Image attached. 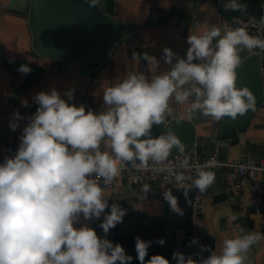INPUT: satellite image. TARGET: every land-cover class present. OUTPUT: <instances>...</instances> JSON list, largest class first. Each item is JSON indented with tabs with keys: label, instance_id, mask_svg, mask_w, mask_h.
<instances>
[{
	"label": "clouds",
	"instance_id": "obj_1",
	"mask_svg": "<svg viewBox=\"0 0 264 264\" xmlns=\"http://www.w3.org/2000/svg\"><path fill=\"white\" fill-rule=\"evenodd\" d=\"M100 2L87 0L90 7ZM224 7L244 11L247 6L228 0ZM260 23L264 24V17ZM187 43L185 58L163 49L164 62L171 66L163 74L149 80L143 73H133L108 87L103 93L104 110L98 113L70 103L74 89L66 93L68 101L54 88L35 95L36 111L23 128L15 154L0 163V264H131L133 257L122 245L106 238L123 221L126 210L118 203L109 205L104 187L119 174L118 165L143 168L149 161H166L174 148L185 151V144L170 128L152 136L153 125L164 124V114H171L170 98L174 96L179 104L194 97L189 118L191 112L199 111L217 121L236 120L255 109L253 93L247 86H237L236 69L242 51H264V39L243 28L222 31L212 27L201 35H189ZM143 58L158 66L154 56L145 53ZM17 71L26 75L31 68L21 65ZM21 105L29 107L26 99ZM24 119L14 111L9 127L15 131ZM96 177L102 178L103 186ZM175 180H190L191 189L204 193L214 183L215 174L201 168L195 179L180 173ZM142 191L149 192V186L143 185ZM184 196L188 197L187 190ZM163 198L174 213L183 215L171 189ZM102 214L99 227L104 238L87 224L74 227L81 215L87 221L100 220ZM262 238L259 233H248L224 239L219 253L199 245L201 253L210 252L200 261L180 252L172 258L176 264H245L249 249ZM151 244L135 238L140 264H170L162 255L145 260ZM190 244H198V239Z\"/></svg>",
	"mask_w": 264,
	"mask_h": 264
},
{
	"label": "crops",
	"instance_id": "obj_2",
	"mask_svg": "<svg viewBox=\"0 0 264 264\" xmlns=\"http://www.w3.org/2000/svg\"><path fill=\"white\" fill-rule=\"evenodd\" d=\"M246 5L244 11L226 10L228 0H101L100 7L113 18L135 23L138 28L120 41L104 59L69 60L44 58L33 46V33L29 26L31 0H0V163L6 147L12 145L14 154L20 143L23 128L37 108L35 95L56 89L61 98L68 101L66 93L74 89L73 100L77 106L83 104L86 111L104 110L103 93L129 75L143 73L151 80L170 69L163 59V49L170 48L177 57L185 58L189 47V35H201L212 27L236 29L240 26L234 18L259 16L264 10V0H239ZM215 41H213V45ZM154 56L158 66L143 58L144 54ZM254 53L244 50L240 56ZM175 63V58L173 60ZM21 65L31 68L29 74L17 69ZM264 77V76H263ZM26 99L29 107L21 105ZM194 97L184 103H176L174 96L169 100L171 114L165 113L166 120L183 118L192 121L196 127V145L200 154L209 155L218 147L223 161L236 162L243 155L264 158V99L251 118L245 130L221 139L222 120L203 116L199 111L191 112ZM19 111L24 120L13 131L9 127L13 112ZM103 151V145H101ZM227 171H215V180L209 190L211 196L205 200L206 210L198 231L212 242L211 250L220 252L224 239L243 234H261L264 237V205L258 206L253 199L250 180L239 177L242 188L238 194L223 191ZM129 186L119 180L113 189H104L109 205L118 203L126 210L123 221L111 229L106 238L120 243L126 254L133 257L131 264H140L135 250V238L152 241L145 260L152 255H162L170 264L174 252L184 254L185 236L188 231L190 197L184 191L173 193L183 215L174 213L168 202L155 188L139 196L128 195ZM110 212V207L105 213ZM150 219L143 224V219ZM100 220H84L82 215L74 227L84 224L92 227L97 235L105 234L99 227ZM93 225V226H92ZM243 230V231H241ZM165 243L160 245L158 241ZM245 264H264V238L253 244L247 253Z\"/></svg>",
	"mask_w": 264,
	"mask_h": 264
},
{
	"label": "water",
	"instance_id": "obj_3",
	"mask_svg": "<svg viewBox=\"0 0 264 264\" xmlns=\"http://www.w3.org/2000/svg\"><path fill=\"white\" fill-rule=\"evenodd\" d=\"M29 26L33 46L44 58L92 60L106 58L113 48L138 28L135 23L120 21L99 6L90 7L87 0H31ZM237 67V86H247L256 98L254 110L232 120L223 118L220 138L225 139L248 126L264 99V77L259 69V57L252 53L240 56ZM170 128L185 144L182 154H188L196 145L195 124L183 118L166 120L153 125V137ZM179 153L173 149L170 154Z\"/></svg>",
	"mask_w": 264,
	"mask_h": 264
},
{
	"label": "built area",
	"instance_id": "obj_4",
	"mask_svg": "<svg viewBox=\"0 0 264 264\" xmlns=\"http://www.w3.org/2000/svg\"><path fill=\"white\" fill-rule=\"evenodd\" d=\"M261 17H264V10L259 16L235 17L234 22L240 28L245 29L249 35L264 39V24L260 23ZM254 53L259 57L260 73L264 76V51L256 48L254 49ZM12 155H14V147L9 145L6 147L3 160L6 156L10 157ZM185 160H187L186 165L184 163ZM137 163L139 162L137 161ZM118 166L120 167L119 174L104 189H113L117 181L121 180L129 186L128 195L131 197H139L145 194L142 191V186L145 184L149 188L158 190L162 197L168 189H171L172 193L183 190L188 191L190 197L188 231L185 236L183 248L184 254L191 256L196 261H200L210 255L209 251L201 253L199 245H205L209 249L212 247L211 240L201 235L198 231V225L206 210L205 200L211 196V192L209 188L204 193H199L198 189H191L190 180L177 183L175 175L182 173L185 177L195 179L198 169L203 168L214 174L216 170L224 169L227 171L226 181L222 188L225 193L231 195L238 194L242 188L239 177H244L251 182L253 199L258 206L257 212H260V207L264 205V158L258 159L251 154H245L238 161L230 162L221 160L220 149L218 147L213 153L202 155L194 146L188 154H170L167 160L160 164L149 161L148 166L143 168H134L130 164H121ZM96 179L103 186L102 178L96 177ZM142 222L146 225L150 222V219H143ZM110 233L111 229L107 235ZM194 238L198 239V244L196 245L190 244Z\"/></svg>",
	"mask_w": 264,
	"mask_h": 264
}]
</instances>
